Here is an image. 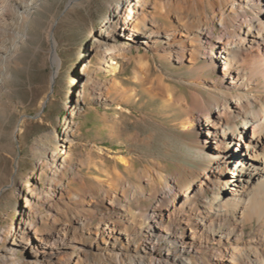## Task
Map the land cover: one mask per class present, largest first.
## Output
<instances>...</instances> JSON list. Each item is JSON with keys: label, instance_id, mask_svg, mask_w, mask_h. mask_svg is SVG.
<instances>
[{"label": "bare ground", "instance_id": "6f19581e", "mask_svg": "<svg viewBox=\"0 0 264 264\" xmlns=\"http://www.w3.org/2000/svg\"><path fill=\"white\" fill-rule=\"evenodd\" d=\"M44 1L0 0V108ZM91 40L99 71L134 62L142 93L178 111L171 125L193 135L186 146L194 166L172 175L156 166L132 182L116 163L113 186L89 184L68 161L67 133L52 148L37 147L46 188L22 184L28 212L0 246V264L15 247L28 256L17 264H264V0H111ZM131 41L142 55L138 47L131 55ZM150 56L199 72L190 83L215 94L177 96L162 74L151 80ZM111 89L120 88L95 87L105 97ZM131 159L120 157L126 169Z\"/></svg>", "mask_w": 264, "mask_h": 264}, {"label": "rangeland", "instance_id": "374dc122", "mask_svg": "<svg viewBox=\"0 0 264 264\" xmlns=\"http://www.w3.org/2000/svg\"><path fill=\"white\" fill-rule=\"evenodd\" d=\"M69 1L45 0L36 10L30 37L21 48L22 54L12 68L2 98L0 232L5 234V241L0 246L3 251L8 247L6 236L11 228L19 222L23 210L28 212L19 196L22 184L37 192L46 188L47 174L36 167L40 154L37 149L54 147L56 138L61 143L66 133L71 140L68 161L89 184L99 179L113 186L116 163L122 165L121 171L132 182H136L137 171L156 166L165 175H172L178 165L194 166L192 152L186 146L193 135L183 134L178 125H171L177 110L165 109L158 99L151 100L142 93L135 82L134 62L118 59L120 68L115 74L98 70L91 35L111 0H80L73 5ZM129 45L131 55L137 57L138 44L131 41ZM138 48L142 55L144 48L140 45ZM150 62L151 80L155 82L157 75L162 74L177 96L189 99L194 89L205 98L215 94L214 89L200 90L190 83L200 73L189 71L187 66L181 69L156 57H151ZM157 65H161L162 73ZM80 75L89 78L90 83H81ZM215 76L204 73L202 77ZM113 83L120 89H111L107 97L95 90L99 84ZM236 148L232 146V150ZM120 157L132 158L133 167L126 169ZM27 257L15 247L4 263L17 264Z\"/></svg>", "mask_w": 264, "mask_h": 264}]
</instances>
